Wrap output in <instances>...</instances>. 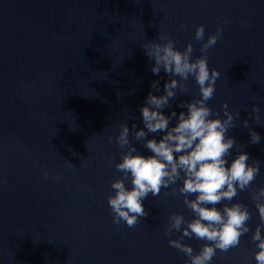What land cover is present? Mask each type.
<instances>
[{
  "label": "water",
  "instance_id": "1",
  "mask_svg": "<svg viewBox=\"0 0 264 264\" xmlns=\"http://www.w3.org/2000/svg\"><path fill=\"white\" fill-rule=\"evenodd\" d=\"M201 24L205 38L197 41ZM218 26L223 35L207 56L220 77L207 103L223 118L227 101L229 111L249 120L260 143L250 144L237 120L228 159L244 151L261 168L248 191L216 207L245 204L254 231L260 219L251 192L264 187V0H0V264H185L188 258L165 235L171 213L193 218L183 197L165 194L182 181L149 195L143 201L149 215L135 228L113 224L108 196L122 176L114 165L126 149L108 136L127 120L131 139L133 123L143 128L139 109L148 93L163 95L165 82L179 79L163 70L154 75L143 47L164 32L181 51L191 43L195 59ZM152 81H159V92ZM185 83L189 92H178L165 115L186 111L178 105L199 98L195 80ZM120 93L128 94L118 99ZM254 104L261 125L249 115ZM133 143L151 155L142 142ZM251 237L250 231L237 248L218 251L211 264H256ZM184 242L195 251L205 243Z\"/></svg>",
  "mask_w": 264,
  "mask_h": 264
},
{
  "label": "clouds",
  "instance_id": "2",
  "mask_svg": "<svg viewBox=\"0 0 264 264\" xmlns=\"http://www.w3.org/2000/svg\"><path fill=\"white\" fill-rule=\"evenodd\" d=\"M223 31V27L218 26L216 32L201 45L203 55L195 59L191 43L181 51L164 32H158L157 38L143 47L148 60L154 62L150 69L154 75L163 70L169 77L179 79H168L163 86V95H154L153 91L148 93L145 105L139 109L143 128L137 130V125L133 123L131 139L127 120L119 124L118 135L108 136L109 143L115 142L120 149H126L121 151V159L114 165L122 176L110 185L113 194L108 196V206L113 224L123 222L128 228H135L141 218L149 215L143 201L149 195L156 197L162 189L182 181L180 186L171 187V192L165 194L183 197V203L191 210L193 218L185 219L182 213H171L165 235L169 237V246L188 258L185 264H211L218 251L227 253L237 248L241 237L250 231L257 249L254 252L255 262L264 264V187L251 192L260 219L254 231L249 226L252 214L245 204L224 203L222 209L216 207L224 201H233L240 192L248 191L261 168L259 160L253 159L249 163L250 157L244 151H239L230 162L228 159L237 145L235 137L229 135L231 129L239 126L237 120L248 129L249 143H260L261 136L253 130L249 120L241 121L239 111H229L227 101L222 105L223 118L207 103L214 97L215 84L220 77L219 70L209 68L207 52L216 45ZM194 38L204 40L203 24L196 27ZM190 77L198 86L199 98L182 101L178 105L186 111L177 113L172 110L165 115L162 110L171 109V101L176 99L178 92L182 95L189 92L185 82ZM151 89L159 92V81H152ZM126 94L120 93L117 98ZM260 113V106L254 104L249 115L257 125H261ZM173 119L176 120L174 126L171 125ZM149 134L160 135V139L148 138ZM133 140L142 142V147L151 155L139 153ZM66 163L72 171L76 170V165L68 160ZM48 175L45 171L44 176ZM126 181L130 183V188ZM174 232L180 233L178 238H171ZM186 237L205 243L199 251H195L184 242Z\"/></svg>",
  "mask_w": 264,
  "mask_h": 264
}]
</instances>
